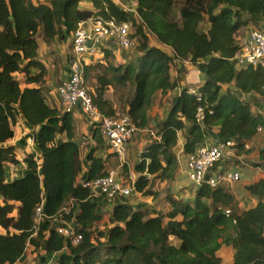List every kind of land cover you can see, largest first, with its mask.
<instances>
[{
	"label": "trees",
	"instance_id": "16d2710c",
	"mask_svg": "<svg viewBox=\"0 0 264 264\" xmlns=\"http://www.w3.org/2000/svg\"><path fill=\"white\" fill-rule=\"evenodd\" d=\"M124 1L136 7V14L114 0H92L90 6L83 0H0V227L7 231L0 235V264L23 262L30 246L59 254L56 264H224L223 247L233 250L232 264H264V180L247 188L258 204L240 211L225 186L208 183L222 160L194 201L183 204L168 196L172 209L167 215L152 216L129 198L91 197L83 182L108 176V160L116 155L97 156L106 144L98 124H89V140L81 148L72 114L48 102L49 72L39 58L41 45L55 40L70 41L72 49L78 24L89 18L131 25L138 44L130 51L134 59L116 64L114 51L105 49L101 59L86 65L84 76L103 116L125 112L139 130L151 123L157 93L181 88L167 117L155 126L161 140L147 145L135 166V192L153 197L157 183L176 177L182 130L188 134L183 155L189 157L214 130L219 143L235 142L240 154L264 129V116L255 115L244 99L264 98V68L239 69L235 62L239 33L264 30V0ZM184 62L200 71L201 83L184 86L173 76L183 72L179 64ZM199 108L204 109L201 124ZM19 116L35 128L27 137H33L36 152L24 159L28 172L8 181L6 166L20 163L16 146L8 144ZM104 199L113 202L106 231L96 229L105 216ZM41 206L44 218L38 225ZM61 225L73 226L82 236L78 245L57 231Z\"/></svg>",
	"mask_w": 264,
	"mask_h": 264
},
{
	"label": "crops",
	"instance_id": "0c3cea01",
	"mask_svg": "<svg viewBox=\"0 0 264 264\" xmlns=\"http://www.w3.org/2000/svg\"><path fill=\"white\" fill-rule=\"evenodd\" d=\"M91 1L92 0H83V4L85 6H90L92 4ZM118 2L124 5L131 6V4L126 3L124 0H118ZM250 32L251 31H242L237 36V39L241 41L243 38L248 36ZM50 49H52V53ZM113 51L116 57V64H123L129 61L130 58L127 57V52L123 50ZM72 54L73 52L70 47V41L59 42L55 40L49 46L42 44L39 50V58L47 66L49 72V79L47 82V87L49 88L48 102L52 106L58 107V109L60 108V99L56 92V86H58V84L55 82V78L59 77L62 81L68 76V64L72 58ZM56 59L62 61V63L65 64L64 68H60V73L58 72L57 64L55 63ZM179 67L183 70V72L180 75H178L177 72H174L173 76L175 78L179 76L180 81L184 86L197 85L204 80L203 75L194 65L184 62L180 63ZM185 70H187V72H185ZM61 73L63 74L60 76ZM112 91L113 90L110 89L109 93H112ZM180 91L181 88L176 92L169 93L165 96H161L160 92L157 93V97L154 99L149 110L151 123L147 129L139 130L133 140L129 143V153L127 159L125 161H121L118 157L113 156L108 160L109 171L116 173V177L119 182L127 183L131 179H137L135 166L140 161V152L153 141H157L156 139H154L152 132L154 131L155 126L161 120H164L167 117L171 102L174 96L179 94ZM244 99L245 101L250 103L252 112L255 115L264 116V98L256 94L247 95L246 97H244ZM72 116L76 124V138L79 141L80 137L85 135L90 130L88 126L89 120L80 111L75 112L74 114H72ZM84 123L87 125H85ZM15 129V137L8 144L16 146L20 163L18 165L8 164L6 166V175L9 180H15V178L18 176L16 175V168L21 163H25V157L32 152H36V145L33 137H27L33 132V130H35V128L29 127L23 116H19ZM178 138L179 141L176 148V153L179 158V167L177 169L175 179L171 182L165 181L157 183L155 185V188L158 192V195L156 196L143 197L141 196V194L134 192L129 197L130 203L135 208L146 210L148 209L152 213V216H157L160 213L167 215L171 211L172 208L168 203V196L176 201H185L186 203L194 201L196 199L198 188L189 181L187 176V166H185L186 164H183V162L180 161L181 158L185 157L183 155V147L188 139L187 131L182 130L181 132H179ZM218 144L219 140L217 137V131L214 130L211 132L206 145L216 146ZM232 150L233 155L224 157L220 163L219 170L215 172L231 170L240 173L241 180L239 182L234 184H225L223 186H225V188H227L235 196L240 211H246L254 208L260 200L258 197L251 194L247 188L248 186L254 185L261 180H264V168L262 166V164H264V129L259 133L257 137L246 144L244 151H242L240 154H237L235 148H233ZM110 154H112V152L108 149L106 144H103L102 147L97 151V156L100 157H106ZM187 192L189 193V196L193 197L187 199ZM112 206V201L108 199L103 200L102 211L105 212V216L100 224L96 226L97 230L106 231L111 227L109 219ZM178 219H182V216L179 215ZM6 234L7 231L0 227V235ZM172 240L174 241L173 243L175 245H178V240ZM223 249L224 247L221 250ZM54 256L58 258L59 254L46 255V252L43 249L39 248L36 250L34 247L30 246L27 249L25 260L17 264H48L49 259Z\"/></svg>",
	"mask_w": 264,
	"mask_h": 264
},
{
	"label": "built area",
	"instance_id": "2783aa9c",
	"mask_svg": "<svg viewBox=\"0 0 264 264\" xmlns=\"http://www.w3.org/2000/svg\"><path fill=\"white\" fill-rule=\"evenodd\" d=\"M117 4L124 7L131 13L136 14V7L124 5L118 0ZM137 40L133 38V30L129 23H118L116 20H102L89 18L78 24L72 36V58L68 64L69 74L57 87V95L60 99V107L63 114H74L80 111L89 120L90 125L98 124L102 135L106 139L108 149L121 161L127 159L129 153V143L133 140L139 129L135 126L129 115L119 112L114 117L103 116L97 106H95L89 89L85 81V67L90 62L101 59L105 49L123 50L130 52L137 47ZM241 49L235 57L236 66L262 67L264 68V30H255L240 41ZM204 120V109L199 108L197 112V122ZM261 131V129H259ZM154 139L160 141L161 138L152 132ZM88 136L81 137V148L85 149L88 143ZM235 142L228 141L219 143L216 146H201L194 154L188 157L187 176L189 181L195 186H201L206 180L207 174L212 171L216 164L226 156L233 155ZM241 180L239 172L222 171L213 172L208 179L210 187L217 188L225 184H234ZM136 180L131 179L127 183L117 180L116 173L110 172L108 176L96 178L83 182V186L90 190L91 197H116L129 198L135 191ZM70 204L64 207L62 214L69 211ZM37 224L43 218V206L36 211ZM67 240L74 245H78L82 236L78 235L71 225L59 226L58 230ZM57 257L49 259L48 264H56Z\"/></svg>",
	"mask_w": 264,
	"mask_h": 264
},
{
	"label": "rangeland",
	"instance_id": "374dc122",
	"mask_svg": "<svg viewBox=\"0 0 264 264\" xmlns=\"http://www.w3.org/2000/svg\"><path fill=\"white\" fill-rule=\"evenodd\" d=\"M53 49V48H52ZM52 49H50L51 50V53L53 52L52 51ZM49 50V51H50ZM134 56H135V54H133V52H127V57L128 58H131V59H134ZM55 58V57H54ZM55 62H56V64H57V68H58V72L60 73L61 71H60V68H64L65 67V64L64 63H62V61H60V60H55ZM64 64V65H63ZM55 65V64H54ZM62 65V66H61ZM57 72V73H58ZM63 73H61L60 74V76L62 75ZM55 82L59 85L60 83H61V79L58 77V78H55ZM87 87H88V89L89 90H91L92 89V87H91V84L90 83H87ZM93 90V89H92ZM119 92L120 93H126L127 92V90H119ZM111 98H113L112 96H110ZM117 99V98H116ZM116 99H114L113 98V100H116ZM85 124V123H84ZM85 125H87V124H85ZM88 126H89V123H88ZM185 157H183V158H181L180 159V161H182L183 162V164H186L185 166H187L188 165V157L187 158H185ZM28 172V167H27V165H26V163H21L17 168H16V175H18L15 179H19V178H22L26 173ZM9 177V176H8ZM7 180L8 181H12V180H9V178H7ZM186 198L187 199H190V197H193V196H189V193L187 192L186 193ZM182 203L183 204H185L186 202L185 201H182ZM106 220V219H105ZM172 242H174V241H172ZM233 254H234V252H233V250L231 249V248H227V247H224V249L223 250H221V252H220V255L222 256V258H223V260H224V264H231L232 263V257H233Z\"/></svg>",
	"mask_w": 264,
	"mask_h": 264
}]
</instances>
